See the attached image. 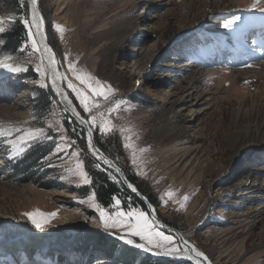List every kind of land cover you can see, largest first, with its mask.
Wrapping results in <instances>:
<instances>
[{
	"label": "rangeland",
	"instance_id": "rangeland-1",
	"mask_svg": "<svg viewBox=\"0 0 264 264\" xmlns=\"http://www.w3.org/2000/svg\"><path fill=\"white\" fill-rule=\"evenodd\" d=\"M25 1L26 9L19 5L15 17L0 14V27L5 29L0 33V61L22 69L0 72V106L8 108L0 111V129L11 132V136H0V264H120L122 246L129 245L109 238L106 230L160 251L173 245L182 251L178 237L158 227L146 204L119 176L144 208L116 197L109 206L101 205L97 195L96 202L113 217L125 213L128 224L136 223L135 213L144 212L151 231L172 237V244L159 238L150 244L130 235L129 228H105L100 221L89 201L95 191L78 175L83 170L91 181L88 154L100 162L88 146L84 127L51 88L48 70L39 51L33 50L23 23L19 36L8 39L17 18L30 21V3ZM218 1L216 7L212 0H39V6L65 87L86 120L98 116L97 125L91 126L94 140L97 134L99 141L107 138L105 142L117 141L120 146L110 153L95 140L96 145L153 199L158 216L184 233L214 264H264V187L255 195L250 192L254 179H264V112H246L253 92L264 90V76L251 81L238 76L235 69L237 59L250 57L241 50L253 44L263 54L239 66L264 61V32L259 39L260 35L254 36L257 28L264 29V0ZM235 16L240 20L225 28L224 23ZM150 17L152 23L146 21ZM9 41L15 51L4 48ZM69 63L77 74L97 78L105 90L110 87L107 99L93 97L68 69ZM141 69L151 86L171 87L175 94L154 98L142 93L143 81L134 73ZM69 81L89 95L90 106L98 100L101 107L85 112ZM190 90L196 95L195 104L202 107L193 121L180 99ZM23 92V101L18 100ZM17 101H22L20 107L14 105ZM116 103L120 108L108 114V107ZM239 105L243 112L236 114ZM102 119L111 121V133L99 132ZM76 123L84 130L85 147ZM248 126L249 136L240 146L237 132H245ZM38 129L43 134L36 139L18 142L23 149L19 153L6 143ZM249 144L259 148L258 157L235 168ZM41 149H46L44 156L31 161ZM240 191L249 196L246 202H238ZM168 192L173 196L168 197ZM27 212L57 215L36 228L24 215ZM128 213L134 215L129 218ZM102 237L118 243L111 254ZM44 239L48 243L41 246Z\"/></svg>",
	"mask_w": 264,
	"mask_h": 264
},
{
	"label": "bare ground",
	"instance_id": "bare-ground-1",
	"mask_svg": "<svg viewBox=\"0 0 264 264\" xmlns=\"http://www.w3.org/2000/svg\"><path fill=\"white\" fill-rule=\"evenodd\" d=\"M211 5L217 7V6H219V1L218 0H212ZM156 7H157V5L155 6V8ZM34 11L36 13V16L41 21V23H40V28L39 29H37L35 26L32 27V33H33V36L35 38V41L37 42V47L40 49V51H39L40 61L44 63V66L48 70V77H49L48 78V81H49V84L51 85V88L54 90V92L57 94L60 102L66 107V109H68L70 111V113H72V115L74 117L75 116L76 117L80 116L84 120H86L85 117L82 116V113L77 108L74 100L72 99V96H70L67 88L65 87L64 79L61 78V77H64L63 76V72H62V69H60L59 60H58L57 54L55 52V49L53 48V46L49 42V39H48V36H47V33H46V21H45V18L43 16L42 12H41L40 6H39V0H36V6H35ZM32 13H33V8H32V5H31V9H30V21L32 20ZM151 17H152V15H151ZM151 17H150V19H147L146 21H148L149 23H152L153 22V19ZM256 31H255L256 33H255L254 36L260 35L261 32H264V29L257 28ZM240 37H242V36L239 35V39H240ZM259 38H261V35L258 37V39ZM239 44H242V43L239 42ZM45 45H47V47H49V48L52 49V52L54 54V58L57 61V63L55 65L50 64L48 54L47 53H44V47H45ZM231 45H232L231 42L228 43V46H231ZM241 48H244V47L241 45ZM137 51L140 52L141 50L137 48ZM231 53H233V54L236 53L235 47H232ZM238 53H240V52H238ZM241 53H244V54L245 53H250L248 55L250 57H249V59H245L244 57L241 56V59H237V61L235 63L236 66H237L235 68L236 71H237L236 74L238 76L244 77L245 79H250L251 81H254L255 78H258V76L263 77L264 74H262L260 72L264 69V61H261L258 66L255 65V64L254 65H251V66H250V64L249 65H244V66H241L240 65L241 67L239 66V64L242 61L250 60V59H252L254 57L255 58L261 57V55L263 54V52H262V50L261 51L259 50V45L256 46L255 44H253L252 46H249L247 48L242 49L241 50ZM232 58H233V55H231L229 61H232ZM221 59H222V57H221ZM221 59L220 60H217V62L218 61H221ZM244 67H246V68H244ZM1 68L3 69V70L2 69L0 70V72H2V73L8 70V69H5V67H1ZM54 72H55V76H56L55 86L53 85V74H54ZM134 73L137 75V78H140V81H143L142 82L143 83L142 85H143L144 89H143L142 93L152 95L154 98H161V97L169 98L173 94H175V91L171 87H169L167 90H161V89L159 90V89H156L155 87L151 86V84L148 83L145 80L146 78H144V74H142V69L141 70H136ZM260 85L261 84H258V86H260ZM24 95H26V92L20 93L18 100H22L23 101ZM64 97H66V99ZM195 97H196V95L194 94V92L192 90L187 91L185 94L182 95V97H180V99L183 102L182 104H185L186 105L187 110L190 111V115H192L191 121H193V119L197 116V114L202 110V107H199L198 105L195 104V102H196V100H194ZM162 99H164V98H162ZM251 99H252V101H251L252 102V105H251L250 109H247L246 110V112L248 114H250L252 109H261L262 112H264V106H263V108L260 107V100L264 103V90H260L259 91V90L256 89L253 92ZM20 103H19V101H17V103L14 104V105H16V107H20L21 106ZM241 105L238 106V109L235 112L236 114H241L243 112ZM5 109H8V108L5 107V106H0V111H4ZM89 127H90V125H89ZM249 127L250 126H248L246 128V131L243 132V133L241 131H238L237 132L238 133L237 134V138H238L237 140H239V145L240 146L243 145L245 139L248 138V136H249V133L247 131L249 129ZM90 129L92 130L91 127H90ZM92 132H93V130H92ZM238 148H240V147H238ZM258 153H259V148L257 146H255V145H253V144H249L245 148V150H243L239 154L238 164L236 165L235 168H239L240 166L249 164V162L252 161L251 159H256L258 157V155H259ZM98 154H99V157L102 160L106 161L103 158L101 151H99ZM105 156H106L107 160L112 159L107 154H105ZM133 187H134V185H133ZM250 187H251L250 188V192H254V193H251V194H254V195L257 194L259 192L258 189L261 188V187H264V179H254L253 180V183L251 184ZM240 193H243V194H242L241 200H239L238 202H246L249 199V196H247L246 194H244V192H242V191H240ZM245 205H247L246 209L249 210L250 207H249L248 203H246ZM155 223H157V222L155 221ZM159 223L161 224L160 221H159ZM106 232L109 233V234L114 235V233H112L109 230H106ZM118 237L121 238V235L118 236ZM122 237H123V240H126V241L129 240V239H131L130 237H127V236H122ZM184 238H185V240L184 241H181L182 242V246H183V252L182 253H184L185 255H187L195 264H197V261H199V264H205V262H204L205 257H206V260H208L209 264H214L213 261H211V259L209 258V256L205 252H203L200 248H198L193 242H191L189 240V238H187L185 236H184ZM131 240L133 241V244H139V245L142 244V245H144V247H146V245H147L145 243H138L137 241H135L133 239H131ZM46 243H48V241H46L44 239V240L41 241L40 244H41V246H43ZM192 249H196L197 251L202 252L204 254V256H202V257H196V254H195L194 251H192Z\"/></svg>",
	"mask_w": 264,
	"mask_h": 264
},
{
	"label": "snow or ice",
	"instance_id": "snow-or-ice-1",
	"mask_svg": "<svg viewBox=\"0 0 264 264\" xmlns=\"http://www.w3.org/2000/svg\"><path fill=\"white\" fill-rule=\"evenodd\" d=\"M30 2H31L32 8H33L32 20L29 21L28 19H26L24 17H20L19 22L23 23L25 28L28 29L29 39L32 40V48L34 51L38 52V51H40V49L37 47V42L34 39H32V37H33L32 27L35 26L37 29H39L41 21L36 16V13L34 11L35 6H36V0H30ZM19 5L21 8H23L25 6V0H19ZM8 19L11 20L12 17H8ZM238 20H240V17L235 16V17H233V19L227 20L224 23V27L229 28L233 24H235ZM2 21H3V18H0V22H2ZM58 30H59V27H58ZM4 31H5V29L0 27V33L4 32ZM2 42L3 41L0 40V43H2ZM44 53L48 54L50 64L55 65L57 63V61L54 58V54L52 52V49L47 47V45H45V47H44ZM0 67L8 68L10 71H21L22 70L19 67H12L9 64L4 63L3 61H0ZM68 69L73 73V75H75L76 79L81 84L86 85L88 92H90L93 97H103L105 100L107 99L109 93L112 91L110 87L108 88V90H105L104 87L101 85V82L97 78L92 77L89 74H77L75 66L72 63H69ZM41 75L43 76L44 73H41ZM61 78L65 79V77H61ZM55 79H56V76H55V72H54V74H53V85L54 86H55ZM68 87L71 88L73 92H75L77 98L79 99L80 105L82 106V108L85 112H91L92 107H97V108L101 107L98 100H94L92 105L90 106L89 95H87L84 91L77 89L76 86L71 83V81L68 82ZM64 98L66 99V97H64ZM119 108H120V103H116L114 106L108 107L107 112H108V114H111L112 112L118 110ZM99 116L101 118H103L105 116V114L103 112H101V113H99ZM97 120H98V116L93 114L90 117V121L86 120V121H84V123L89 124L90 127L96 126ZM110 125H111L110 120L102 119V122L98 125L99 132L102 135L107 134V133H111L113 129ZM38 134L42 135L43 129H38L36 131L26 132L23 136L18 137L17 141H13V140L9 139L6 141V143L12 145V150L19 153L20 151H23V149L19 148L17 146L18 142H27L30 140H34L37 138ZM0 136H11V132L0 129ZM88 146L95 150V145L93 144L92 139H91V132H89ZM126 146H128V145H126ZM105 162L107 163V161H105ZM76 167L78 169H80L79 164H77ZM78 175L83 179V182L85 184L90 183V181L87 178V173L85 171L80 170ZM129 187L132 188L133 192L137 191V189L135 187H133L132 185H129ZM166 195L168 197H172L173 193L168 192ZM185 199H187V197H185ZM89 201H91V206L99 213V219L103 223L105 228H117V227L129 228L130 229V233H129L130 235L138 236V237H140L141 240L146 239L150 244L153 243L154 238H159L163 241L168 242V244H170V245L172 244V237L165 236L163 233H160V232L151 231V226H150V224L147 220L146 214L144 212L135 213L136 223L135 224H128L123 219V217L126 215L125 213L119 212V213H117V215L115 217H113L109 213H107L104 210V208L101 207V205L96 202V194L95 193H93L89 197ZM119 204H120V201L116 200V205L118 206ZM24 215L27 216V218L31 221V223L36 228H41L43 224L50 222V219L54 218L57 215V213L53 212V213L46 214L43 212H27V213H24ZM133 215H134L133 213L127 214V216L129 218H131ZM121 238L123 239V237H121ZM126 242L129 244L133 243V241L131 239L127 240ZM137 246L138 247H144V245H142V244L137 245ZM157 246H160V245H157ZM178 251H179L178 247L173 245L171 247L166 248L164 250L163 254L164 255H173V254H176ZM192 251L195 252L196 257L204 256V254L202 252H199L196 249H192ZM205 259H206V257H205ZM197 264H199V261H197Z\"/></svg>",
	"mask_w": 264,
	"mask_h": 264
},
{
	"label": "trees",
	"instance_id": "trees-1",
	"mask_svg": "<svg viewBox=\"0 0 264 264\" xmlns=\"http://www.w3.org/2000/svg\"><path fill=\"white\" fill-rule=\"evenodd\" d=\"M26 2V1H25ZM25 9H26V3H25ZM19 10V0H0V14L4 16H8L13 14V17H15V14ZM26 12V10H25ZM19 18L14 22L15 26L13 28L12 33H9L8 39H11L12 35L19 34L22 32L21 25L19 22ZM48 32V31H47ZM48 39L49 42H51L49 33H48ZM4 48L9 49L10 51H15V44L11 41L4 42ZM74 128L77 129L79 132H81V143L85 147L86 142L84 138V130L82 127H80L77 123L74 125ZM72 137L73 134L71 132L69 133ZM107 138L102 139V141H99V135H95L96 142L107 152H110L114 150H119L118 147L120 145L116 141H106ZM110 142L111 144H109ZM114 144V145H113ZM110 148V149H108ZM109 150V151H108ZM46 152V149H41V152L36 153V157L34 158V155L31 156L29 159L33 161V159L40 158L44 156ZM111 153V152H110ZM115 155H118L117 153ZM86 168L90 175L91 181H90V187H92L97 195V199L99 203L103 206H109L113 202V198L116 197L120 199L121 202H126L128 199H130L132 202H134L137 205H140L144 208L145 204L132 195L123 185V183L120 181L118 175L112 168H108L107 166L101 164L100 162L93 159L89 154L86 158ZM114 177V178H113ZM130 179V176H128ZM139 187V185H138ZM141 191L143 189L139 187ZM145 191V190H144ZM143 191V192H144ZM149 200L153 203V199L148 195ZM101 242L104 243L105 248L108 250V253L111 254V251L113 252V249H115L118 246V243H114L112 240H107L106 238L102 237ZM114 243V245H112ZM143 253L131 248L130 246L123 245L122 246V252L119 255V262L120 264H194L191 261H175V260H158L154 259L151 255H144Z\"/></svg>",
	"mask_w": 264,
	"mask_h": 264
},
{
	"label": "water",
	"instance_id": "water-1",
	"mask_svg": "<svg viewBox=\"0 0 264 264\" xmlns=\"http://www.w3.org/2000/svg\"><path fill=\"white\" fill-rule=\"evenodd\" d=\"M29 3H30V9H31V2L29 0ZM65 107V106H64ZM66 108V107H65ZM68 110V109H67ZM69 114L74 118L75 121H77L78 124H80L81 126L84 127L85 131H86V138H87V142H88V139H89V132H91V138H92V142L93 144L95 145V150L93 148H90L93 156L98 159L102 164L104 165H107L109 167H111L112 169H114L116 171V173L118 174V176L120 177V179L122 180V182L126 185V187L131 191V193H133L135 196H137L138 198H140L147 206L148 210H149V213L151 215V217L153 218L154 221H156L158 227H160L161 229H163L164 231H167L171 234H174L178 237L180 243L182 244L181 241H184L185 238H184V234L181 233L177 228H174L168 224H166L165 222H163V220H161L156 212V209L155 207L153 206V204L150 202V200L134 185L132 184L129 179L126 177V175L124 174V171L122 170V168L115 162L113 161L112 159L110 160H107L106 156H105V153L102 152V150L96 145L95 143V140L93 139L94 138V133L92 132V130L90 129L89 125L84 123V120L82 117L78 116V117H74L72 115V113H70V111L68 110ZM101 151L102 153V156L103 158L107 161V163L102 160L100 157H99V154L98 152ZM129 185H134V187L137 189L136 192H133L132 191V188L129 187ZM159 221L161 222V224L159 223ZM107 233V232H105ZM106 236H108L109 238H112V239H118L120 242L124 243V244H128L131 248L133 249H136L142 253H148L150 254L154 259H158V260H175V261H180V262H184V261H191V259L185 255L182 251L180 252H177L176 254H173V255H164L163 252L164 251H160V250H157V249H154V248H151L150 246H147L146 247H138L137 245L139 244H129L126 242V240H123L121 238H119L118 236H114L112 234H105ZM186 237V236H185ZM192 262V261H191ZM204 262L205 264H209L208 260L204 259Z\"/></svg>",
	"mask_w": 264,
	"mask_h": 264
}]
</instances>
